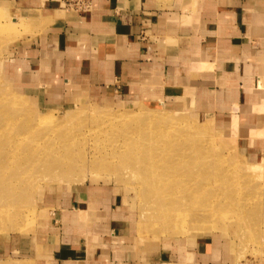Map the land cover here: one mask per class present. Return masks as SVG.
<instances>
[{"label":"rangeland","instance_id":"obj_1","mask_svg":"<svg viewBox=\"0 0 264 264\" xmlns=\"http://www.w3.org/2000/svg\"><path fill=\"white\" fill-rule=\"evenodd\" d=\"M21 5V0H0V99L11 101L14 98L20 104L18 115H9L11 129L30 126L38 134L39 141L45 143L42 149L46 146V151L51 150L46 154L50 156L49 159H53L60 149L62 152L66 151L69 158L60 165L62 169L53 174L33 166L27 177L14 182L11 195L6 201L8 209H11L8 212L10 215L6 225L0 227V264H9L8 260L14 256L22 261L28 257L31 263L44 260L43 250L48 242L59 243V240L55 243L50 234L55 230L59 235L65 228L63 221L59 220L60 210H66L65 207L71 201L73 214L79 208L86 209L89 193L96 189L100 198L82 219L83 224L72 221V236L82 239L83 247L97 249L104 242L103 238L112 235L113 227H121L122 232H126L121 242L126 246L130 245L137 253L139 238L155 243L150 252H139L141 264H159L160 256L163 258L165 252L171 253L172 261L179 264H264V171L255 163L262 158L260 150L264 148L263 134L248 138L241 132L232 134L229 130L230 110L214 108L211 104H205L202 108L198 98H195L196 93L194 97L191 93H174L173 96L163 93L153 100L136 101L130 92L124 90L129 84L123 88L118 80L108 75L107 70L96 68L95 71L94 68L95 74L88 78L77 76L73 79L67 73L55 74L58 65L67 67L70 62L60 59L64 53L53 55L52 51H43L44 45L39 43V38L46 27L54 25L60 19H71L90 12L91 4L85 12L67 6L62 0L50 11L45 10L42 3L31 4L33 6L30 10L24 11ZM16 63L23 64L34 76L33 90L28 91L27 86H22L15 70L10 69ZM6 71L7 74L10 72L7 76ZM160 79L161 77L158 81ZM152 85L162 87L163 84L157 82ZM159 100L165 103L160 104ZM147 114L174 118V121L181 122L184 129L196 125L207 126L209 141L205 142H209L216 152H220L235 175L239 170L245 172L247 179L238 181L241 188L235 178L224 185L223 188L230 186L226 189L227 192L223 188L219 190L224 191H221L224 196L220 200L223 207L228 206V203L233 206L228 210L231 212L224 211L226 218L223 222L227 223L226 228L167 233L166 227L156 221L158 208L154 199L146 197L145 190L148 187L140 182L139 176L132 178L130 170L126 169L128 164L121 157L106 158L107 153L115 152L112 150L121 135L126 137L134 134L133 129L141 126L139 121L144 123ZM39 119L46 120L41 124ZM52 126H55L54 129L60 127L62 135L50 131ZM72 133L77 134V141L72 139ZM34 135L29 132L25 134L21 139V146L29 145ZM105 145L107 148L103 149ZM156 146L159 149L160 143ZM143 150L144 153L152 151ZM83 151L87 153L84 157ZM75 185L79 186L78 189L74 188ZM239 189L246 195L259 192L262 196L261 200L242 204V214L247 215L245 221L241 215L236 216L234 213L236 206L242 202H239L240 196L237 195ZM225 195H229L230 202ZM119 210L133 213V218L122 219L116 225L119 219L115 218V214ZM42 211L45 223L38 232L39 249L38 253L31 255L30 237L38 231ZM17 212L20 216L16 215ZM209 222L210 217L207 216L201 221H195L193 225L201 226L210 224ZM242 223L246 225V229ZM254 227L255 231L252 229ZM197 236L200 237L191 238ZM171 240H184L185 245L165 244V241Z\"/></svg>","mask_w":264,"mask_h":264},{"label":"crops","instance_id":"obj_2","mask_svg":"<svg viewBox=\"0 0 264 264\" xmlns=\"http://www.w3.org/2000/svg\"><path fill=\"white\" fill-rule=\"evenodd\" d=\"M58 1L21 0V6L24 11L42 3L50 11ZM39 43L43 51L64 53L60 59L70 62L67 67L58 65L55 74L88 78L95 74L94 68L107 70L123 88L129 84L124 90L136 101L153 100L163 93L193 97L196 93L202 108L211 104L230 110L232 134L264 137V0H91L90 12L46 27ZM13 67L22 86L33 90L34 76L21 63ZM157 82L162 87L152 85ZM260 151L262 158L255 163L264 171V148ZM96 190L89 193L87 210L82 207L73 214L72 201L60 210L65 228L59 235L55 230L50 234L59 243L48 242L44 260L31 263L28 257L22 261L14 256L7 263L141 264L139 252H150L155 243L139 238L137 253L121 242L126 236L121 227H113L112 235L103 238L97 249L83 247L82 239L72 236V221L81 223L98 202ZM115 215L116 225L133 218L125 210ZM38 223V231L30 237L31 255L38 253L44 211ZM171 243L185 245L184 240L165 241ZM163 256L159 264H179L172 261L171 253Z\"/></svg>","mask_w":264,"mask_h":264},{"label":"bare ground","instance_id":"obj_3","mask_svg":"<svg viewBox=\"0 0 264 264\" xmlns=\"http://www.w3.org/2000/svg\"><path fill=\"white\" fill-rule=\"evenodd\" d=\"M11 68L14 70L12 66ZM9 73L7 74L6 71V76ZM0 105V227L3 228L8 220V215H10L8 212L11 209H8L9 204L6 201L11 195L10 192L11 188L14 187V182L27 177L28 172L33 170V166H36V169L42 168L49 174H53L62 169L60 165L66 163L69 157L66 151L62 152L60 149L56 150L57 154L53 156V159H49L50 156L46 154L51 150L46 151V146L42 149L45 143L39 141L38 134L30 126L11 129L9 115H18L20 104L17 100L15 101L14 98L11 101L5 98L0 99ZM146 116L144 123L139 121L141 126L138 129H133L134 134H130L129 130L128 133L130 135L126 137H123V134L121 135L123 138L121 137V139L117 140L115 148L112 150L115 152L107 153L105 155L106 158L118 159L116 156L121 157L128 164L126 169L130 170L132 178L133 176H139L140 182L148 187L145 190L146 197L154 199V203H156L158 208L155 216L156 221L161 222L166 227V232L177 234L185 233L191 229L226 228L227 223L223 222L226 218L224 211H228L233 206H229L230 204L228 203V206L223 207L220 200L224 195H222L221 191L224 192L223 190H225L227 192L228 190L226 189L230 186L223 188L224 185L235 178L239 188H241V183L239 182L247 179L245 172L239 170L235 175L231 170L232 168L226 165V159L219 154L220 152H216L209 142H205L208 140L207 126L196 125L195 127L184 129L181 122L174 121V118L169 117V119L158 114H147ZM45 120L39 119V123L42 124ZM54 127L52 126L50 131L58 132L59 135H62L63 130L59 131L60 127H56V129ZM28 132L31 135L36 134L32 136L34 139L33 141L31 140L29 145L22 147L21 139ZM72 139L77 141V134H74ZM157 143H160L159 149H157ZM49 147L52 148V146ZM59 147L57 146V148ZM105 147L106 145L103 149ZM108 148L112 149L111 147ZM143 149L152 151L144 153ZM79 154L77 155L79 156ZM86 154L83 151L82 157ZM258 165L261 166L260 163ZM260 166H257L259 167L258 169H260ZM250 179L252 178L250 177ZM214 183H217V185ZM222 188L223 190L219 191ZM240 190L237 195L240 196V200L238 198L239 202H242L240 205L237 204L238 206H236L234 213H236V216H238L237 214L241 215L245 221L246 213L244 216L242 214L243 205L261 200L264 194L261 196L258 192L259 194L248 193L246 195ZM226 198H229L230 202L229 195ZM260 207L259 210H261ZM16 215L20 216V213L17 212ZM207 216L210 217V224L193 225L195 221H201ZM244 221L242 219V222ZM242 225L243 227L246 226L243 223ZM244 229L246 228L244 227ZM252 229L255 231V227ZM150 230L152 229L150 228Z\"/></svg>","mask_w":264,"mask_h":264},{"label":"built area","instance_id":"obj_4","mask_svg":"<svg viewBox=\"0 0 264 264\" xmlns=\"http://www.w3.org/2000/svg\"><path fill=\"white\" fill-rule=\"evenodd\" d=\"M67 6L85 12L90 8L91 0H62Z\"/></svg>","mask_w":264,"mask_h":264}]
</instances>
